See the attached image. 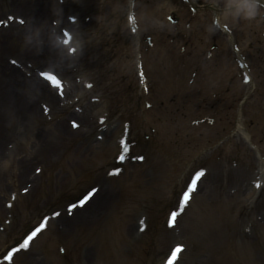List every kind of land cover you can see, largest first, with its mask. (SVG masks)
<instances>
[{
  "label": "rangeland",
  "instance_id": "rangeland-1",
  "mask_svg": "<svg viewBox=\"0 0 264 264\" xmlns=\"http://www.w3.org/2000/svg\"><path fill=\"white\" fill-rule=\"evenodd\" d=\"M15 1L24 4V8L21 9L23 15L42 18L43 23L38 22L42 31L46 28L49 30L52 19L58 17L57 4L52 0ZM87 1L86 8L94 20L91 23L84 21L83 28L81 26L76 31V36L81 45L79 46L80 50L85 51L95 64L93 66L88 63L83 64L77 75L81 79L88 77L87 80L95 81L100 85V89L93 94L102 95L98 102L99 109L94 112L96 121L100 116L101 107L106 102L104 97H108V93H104V89H102L106 77H115L116 84H119L120 87L128 86V99L131 103L128 99L127 102L134 108L141 102L143 96L136 75V41L129 38V28L125 21V11L129 0H96L94 3H91V0ZM142 1L144 4L147 3V0ZM70 11L74 12L72 9ZM140 14L142 17L145 16L143 9L140 10ZM147 17H150V13ZM48 19L50 20L46 27L44 23ZM21 37L24 42L20 45V50L18 47L12 49V42H4L0 47L5 64L9 62L10 57L20 59L18 55L23 53L26 46L33 44L30 35ZM1 41L7 40L1 39ZM107 42L109 43L106 46ZM105 50L108 51V54L105 53ZM114 50L126 55L127 61H119L117 55L113 54ZM146 59L149 65V56ZM103 67L106 68L107 74L103 80H98ZM75 97L77 98L75 101L81 102L78 93L75 94ZM72 101L73 99L69 100L70 106H72ZM23 111V105H21L16 111L4 113L0 105V143L6 141V144L11 145V149L6 153L2 162L0 161V180H2L0 182L2 184L0 188V253L22 233L36 225L47 211L64 209L102 179L108 188L107 191L112 194L107 197L108 203L103 209L106 211L105 217L100 222L73 224L70 226L69 232L68 226L65 230L51 229L47 234L48 241L53 242L55 236L59 235L69 238L73 243V251L67 262H72V264H159L168 247L165 238L161 237L156 243L151 240L154 221L160 218L158 214L151 215L150 233L135 230L131 234V225L128 224L120 232L119 228L116 230V235L112 238L115 239L113 245L112 243L111 245L100 244L101 229H109L110 232H113L117 228L113 224L119 217L114 216L111 220L109 218L116 209L120 195L123 197L128 191L127 195L130 201H133V197L137 204H144L146 203L144 199L136 197V188H141L148 196V193L152 191L148 187L149 185L155 188L163 186L166 187L165 193L170 197L169 205H173L187 179L199 167L205 166L209 172L221 175L217 169V163L214 165L212 162L197 163L199 157L209 154L204 152H209L212 149L216 129L208 128L204 138V135L200 133L198 138L187 141L186 131L191 126H195L190 121L186 124H172L168 121L170 116H167V126L162 127L157 123L154 128L161 132L151 136L149 140H142L138 145L143 148V151L139 153L149 154L152 158L153 154L163 153L160 147L168 146L170 142H180L178 149L174 148L172 152H169L173 154L163 157L167 163L171 158L170 167L167 165V184L163 185L165 168H162L159 173L157 170H149L151 164L144 165V167L129 165L127 180L133 175L138 179L136 185L132 186L129 191L126 185L120 186L114 182L105 181L102 173L104 165H111L114 155L119 152L117 130L121 128L120 118L111 124V129L110 121L106 123V134L102 135L104 130L98 129L92 137L87 133L77 137L71 132V125L67 122L68 130L65 132V142L61 143L55 142L54 136L48 132L55 124L50 123L51 120L46 123L41 122V130L36 135L34 129L31 128L32 125L28 123L26 129L15 130V127L12 126ZM68 118L74 119L72 116ZM254 125L259 127L260 131V127H264V119H257ZM259 131H255L254 136H259ZM44 132L46 133L45 139L41 137ZM168 133L176 134L171 136ZM232 144L234 147L231 146ZM231 147L234 150L232 157L239 159L243 164L236 162L237 167L233 174L228 164L232 157L227 158L228 166H223L224 175H221V179L215 181L216 175H214L212 179L209 178L206 181L204 186V189L219 198L217 200L219 205L215 206V210L209 208L205 213L208 215L205 227L208 225L211 227L209 214L214 212L216 233L214 236L211 235L210 245L200 240L201 246L193 248L189 246L188 255L181 264H264V191L257 190L254 185L256 181L263 180L264 183V176L262 178L258 173L261 167L264 169V163L259 153L252 150L251 146L239 136L232 138L230 145L226 146V148ZM243 149L246 150L247 155L242 157ZM11 150L13 151L11 152ZM200 150L203 152L192 153ZM9 153L13 154L9 155ZM167 153L164 152V154ZM37 168L41 169L39 173L36 172ZM92 168L95 169V172ZM90 170L93 173L92 176L87 175ZM252 174H256V176L252 177ZM216 184L220 188L219 191L215 188ZM25 188L29 190L27 194L22 193ZM115 200H117L116 204H114ZM130 201L125 202L130 203ZM109 202L110 206H108ZM7 203H14L16 206L13 205L11 209L7 207ZM197 211L196 207L193 216H199ZM93 214H90L89 217H94ZM143 214L146 213L143 212ZM52 227H55V223ZM248 230L251 234L249 238L245 236ZM201 235L203 234L201 233ZM43 240L44 238L40 243ZM151 243L154 246L150 252ZM36 246L35 250L18 258L15 264H24V262L51 264L53 254L45 248V243L44 248ZM195 256L198 257V260L193 262L192 258Z\"/></svg>",
  "mask_w": 264,
  "mask_h": 264
},
{
  "label": "bare ground",
  "instance_id": "bare-ground-1",
  "mask_svg": "<svg viewBox=\"0 0 264 264\" xmlns=\"http://www.w3.org/2000/svg\"><path fill=\"white\" fill-rule=\"evenodd\" d=\"M65 25L66 22H64ZM48 43H49V51L46 50L47 52V56L52 59L55 63H57L58 65L61 66H71L72 69L75 68L76 64L74 61H72V57H68L65 55L64 53V48L63 46L59 45L56 42V39L52 36H48L47 38ZM40 57V55H39ZM7 70H3L0 73V83L3 84L4 86H6L7 88H11L14 85H16V83H18L20 80L26 81L28 83V89H29V93L33 94V97H35V99L32 102V107L28 108V113L30 114L31 118L33 120H43L42 117L39 116V113L37 110H34L35 106L42 102V100L50 102L52 105V112L56 115V116H61V115H65L67 112H64V110L62 109V106L60 105V102L62 101V99H60L57 94L54 95V92L52 89L46 88L47 84L46 82H44L43 80H41L40 78H38L37 76L35 77V75L30 76L28 79H26L24 77V73L21 69L18 68H12L7 66L6 67ZM4 102H9L12 103L13 105L16 104V100L14 97H9L6 100H4ZM87 110H88V105L86 106ZM1 153V152H0ZM1 155V154H0ZM99 195V193L91 200L93 201L95 198H97V196ZM91 201L84 207V209L82 210V214H78V210H75V214L73 215L72 219L69 218H61L63 219V222L65 223V225L69 226L71 224H74V220H82L84 222H88V221H94L96 219L94 218H89V215L91 213L92 208L87 209L88 206L91 204ZM104 200L100 199L97 203V207L103 209V206H105V204H103ZM99 212V211H98ZM96 214L97 211H96ZM104 213L99 212V218L97 219L98 221L103 217Z\"/></svg>",
  "mask_w": 264,
  "mask_h": 264
},
{
  "label": "snow or ice",
  "instance_id": "snow-or-ice-1",
  "mask_svg": "<svg viewBox=\"0 0 264 264\" xmlns=\"http://www.w3.org/2000/svg\"><path fill=\"white\" fill-rule=\"evenodd\" d=\"M9 18H11V17H9ZM12 63L15 64L16 61L13 60ZM39 75L42 78H44L45 80H48V81L52 82L53 84H55L57 87H62V82H61L60 79H58V77L56 75H54V74H52V73H50L48 71H40ZM141 76H143V73H141ZM245 80L247 82V77L245 78ZM89 87H91V85H89ZM43 110H44L45 113H48L50 111V109L48 108L47 105L43 106ZM72 127L73 128L79 127V125L77 124V122L75 120L72 121ZM119 158L121 160H123L124 156L121 155ZM139 159L143 160V157H139ZM40 171H41V169H39V168L36 169L37 173H39ZM119 171L120 170H114L112 173H110V175H119ZM205 175H206V173H205V170H203V169H201V170H199V171H197L195 173V178L191 181L190 185H188V187H187V191H185L184 194H183V199L181 201V210H183V207L188 204L190 196H191V193H193L197 189L198 182H200L201 179L203 177H205ZM256 187L259 188L260 184L257 183ZM24 191L27 192L28 188H25ZM96 191H98V190L97 189H93L90 193H88L84 197V199H82L79 202V205L70 206V208L68 209L69 213H71L72 210L74 208H76L77 206L82 207L85 203H87L92 198V196L95 195ZM53 215L54 216H59L60 213L56 212ZM177 215H178L177 212H173L171 214V217H170V220H169V226H172L175 223ZM48 219H49L48 217L42 218L41 223L23 240V242L19 245L18 248H13L11 251H9L6 254V256H5V259L7 261H11L12 258H13V254L14 253L19 252L21 249L27 250L29 248V246H30V242L37 236L38 233H40L42 230H44L46 228L47 223H48ZM141 230H143V229H141ZM61 251H63V249H61ZM179 251H181V248L177 247L176 250L172 254L173 259H175L176 253L179 252ZM169 264H172L171 260L169 261Z\"/></svg>",
  "mask_w": 264,
  "mask_h": 264
},
{
  "label": "clouds",
  "instance_id": "clouds-1",
  "mask_svg": "<svg viewBox=\"0 0 264 264\" xmlns=\"http://www.w3.org/2000/svg\"><path fill=\"white\" fill-rule=\"evenodd\" d=\"M230 5H236L238 8L245 9L247 18H254L258 14L256 0H229Z\"/></svg>",
  "mask_w": 264,
  "mask_h": 264
}]
</instances>
